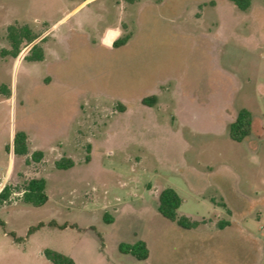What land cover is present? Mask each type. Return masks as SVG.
Listing matches in <instances>:
<instances>
[{
  "label": "rangeland",
  "instance_id": "rangeland-1",
  "mask_svg": "<svg viewBox=\"0 0 264 264\" xmlns=\"http://www.w3.org/2000/svg\"><path fill=\"white\" fill-rule=\"evenodd\" d=\"M12 25L46 33L13 58ZM33 44L40 62L23 59ZM241 109L251 128L237 143L228 126ZM17 132L25 156L12 154ZM62 157L73 167L56 170ZM33 178L46 181L40 207L18 192ZM5 185L0 264H50L43 249L76 264H264V0L245 11L229 0H0ZM164 188L197 228L157 212ZM136 241L144 261L118 251Z\"/></svg>",
  "mask_w": 264,
  "mask_h": 264
},
{
  "label": "trees",
  "instance_id": "trees-1",
  "mask_svg": "<svg viewBox=\"0 0 264 264\" xmlns=\"http://www.w3.org/2000/svg\"><path fill=\"white\" fill-rule=\"evenodd\" d=\"M240 11H245L249 8L250 0H229ZM6 37L10 44V50L6 51L13 58H17L20 52V45L25 42L27 45L32 44L39 36L33 35L26 27H17L14 25L8 26L6 29ZM31 62H40L43 60V52L38 48L37 44H33L29 49V54L23 58ZM154 97H146L141 100L144 106H152ZM251 128V114L246 109H241L236 114V117L232 123L228 126L229 138L233 142H242L250 134ZM9 151V147L6 149ZM12 154L14 156H25L28 154L26 135L24 132H17L13 136L12 142ZM42 153L35 151L31 154V159L35 162L40 161ZM87 160V159H86ZM73 161L68 158H60L54 162L56 170H67L72 168ZM46 181L43 178H33L28 180L23 187L18 191L22 203L30 205L32 207L43 206L48 197L45 193ZM12 192L9 187L5 185L0 190V206L9 200ZM182 203L179 195L171 188L162 189L157 196V212L169 222L175 223L178 227L191 230L198 227L197 221L189 220L185 216L178 215L177 211ZM105 222H108L104 217ZM49 226L56 227L55 223H49ZM220 224L219 226H221ZM0 227L4 229L5 223L0 219ZM43 227V223H38L36 226L28 228L26 235L29 236L39 228ZM59 229L65 228V226H59ZM8 236L16 239L14 233L10 232ZM17 240V239H16ZM118 251L124 255H130L138 261H144L148 257V249L143 241H136L133 244L120 243L118 245ZM43 257L50 264H76L73 259L63 255L57 251L51 249H43Z\"/></svg>",
  "mask_w": 264,
  "mask_h": 264
},
{
  "label": "crops",
  "instance_id": "crops-1",
  "mask_svg": "<svg viewBox=\"0 0 264 264\" xmlns=\"http://www.w3.org/2000/svg\"><path fill=\"white\" fill-rule=\"evenodd\" d=\"M45 33H46V31L43 32L42 34H40V36L37 39H39L40 37H42V35H44Z\"/></svg>",
  "mask_w": 264,
  "mask_h": 264
}]
</instances>
